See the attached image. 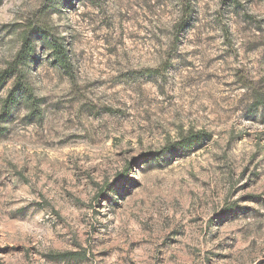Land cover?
Instances as JSON below:
<instances>
[{
	"label": "rangeland",
	"instance_id": "obj_1",
	"mask_svg": "<svg viewBox=\"0 0 264 264\" xmlns=\"http://www.w3.org/2000/svg\"><path fill=\"white\" fill-rule=\"evenodd\" d=\"M24 37L0 264H264V0H0V75Z\"/></svg>",
	"mask_w": 264,
	"mask_h": 264
},
{
	"label": "trees",
	"instance_id": "obj_2",
	"mask_svg": "<svg viewBox=\"0 0 264 264\" xmlns=\"http://www.w3.org/2000/svg\"><path fill=\"white\" fill-rule=\"evenodd\" d=\"M33 51H34L33 45L25 37L22 38L21 47L19 51L16 53L13 62L8 67V69L3 74L0 75V82L4 81L8 74H13L20 65L28 61L31 58ZM53 52L57 63L64 70L68 69L70 63L69 61H67V54L64 47L54 46ZM24 88L25 87L23 86L22 83H18V82L15 83L14 89L9 93L6 99H4L1 105L0 118L7 116L11 104L14 103L15 93L17 92V90ZM25 89L27 90V88ZM32 102L34 103V99H32ZM205 138L206 135H203L201 133H197V134L190 133L186 136L181 137L179 141L166 145L160 153L154 154V157L167 156V155H173L179 157L182 153L189 152L194 146L200 144Z\"/></svg>",
	"mask_w": 264,
	"mask_h": 264
}]
</instances>
